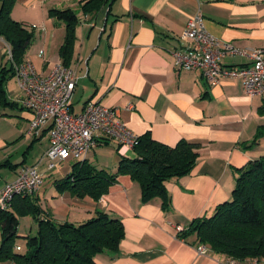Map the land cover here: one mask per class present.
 I'll return each instance as SVG.
<instances>
[{"label": "crops", "instance_id": "crops-1", "mask_svg": "<svg viewBox=\"0 0 264 264\" xmlns=\"http://www.w3.org/2000/svg\"><path fill=\"white\" fill-rule=\"evenodd\" d=\"M86 2L16 0L11 18L33 33L23 62L42 75L62 64L59 50L65 25L49 11H75L78 23L68 64L76 71L71 111L80 113L91 100L116 109L119 121L138 137L149 134L170 147L180 140L198 144L196 164L190 174L165 183L166 206L159 198L143 203L139 184L127 175L119 176L98 201L60 190L56 183L76 162H59L47 170L43 159L47 129L37 138L27 135L30 116L16 102L20 95L15 87L14 95L6 91V96L17 106L8 107V115L6 110L0 112V120L12 127V136L0 139V168L7 167L13 174L0 184V191L15 179L19 168L37 165L42 184L32 197L43 217L79 225L102 211L119 219L124 237L117 255L99 254L95 264H216L225 257L211 251L199 255L196 236L187 229L195 219L212 216L218 205L229 201L238 170L264 156V136L252 144L258 129H264V113L259 110L264 95H245L237 77L209 84L199 71L177 72L171 51L197 12L207 32L219 41L238 50L264 51V0H108L94 14L83 12ZM6 63L1 60L0 68ZM221 65L237 69L250 67L251 61L227 54ZM124 156L134 158L135 151ZM119 160L116 144L108 141L97 144L82 161L114 174ZM28 224L26 236L35 234L37 225L31 217Z\"/></svg>", "mask_w": 264, "mask_h": 264}, {"label": "trees", "instance_id": "trees-1", "mask_svg": "<svg viewBox=\"0 0 264 264\" xmlns=\"http://www.w3.org/2000/svg\"><path fill=\"white\" fill-rule=\"evenodd\" d=\"M16 0H0V37L11 49L15 64L23 62L24 53L33 40V33L11 18ZM108 0H87L82 5L86 14H94ZM49 15L65 25V37L59 50L62 65L68 67L74 42V28L78 23L71 9H52ZM14 77L12 65L0 68V107L14 108L6 96L8 75ZM264 113V101L259 108ZM264 136L258 129L252 144ZM135 157L120 156L114 174L97 171L85 161L76 162L71 172L56 183L60 190L72 191L76 196H88L98 201L121 175H127L140 187L141 201L155 198L168 204L165 183L190 174L198 159L199 145L180 140L170 147L154 141L149 134L139 137L133 149ZM43 211L33 197H15L7 209L0 208V261L13 264H95L102 253L117 255L124 228L119 219L102 211L88 221L73 225L57 223L43 217ZM29 216L36 223V232L25 237L26 251H16L19 218ZM196 236L197 243L209 251L238 260H264V156L250 161L238 170L231 199L218 205L210 217L195 219L187 229Z\"/></svg>", "mask_w": 264, "mask_h": 264}, {"label": "built area", "instance_id": "built-area-1", "mask_svg": "<svg viewBox=\"0 0 264 264\" xmlns=\"http://www.w3.org/2000/svg\"><path fill=\"white\" fill-rule=\"evenodd\" d=\"M177 41L178 47L171 51L177 72L199 71L209 84H216L224 77H237L242 82L245 95H264L263 50H238L219 41L207 32L199 12L187 21ZM0 42L5 48L7 62L14 70L13 78L20 95L16 102L30 116L27 135L37 138L47 129L48 147L43 156L47 170L54 169L59 162L82 161L99 143L114 142L120 156L138 144L139 137L119 121L116 109L91 100L80 113L71 111L70 98L76 85L74 68L57 64L48 74L42 75L27 61L15 64L8 44L1 37ZM227 54L245 56L250 59L251 66L225 68L221 59ZM41 184L42 175L37 165L22 166L15 179L6 183L0 191V208L7 209L15 197H32ZM177 231H182V228L177 227ZM15 250L20 248L15 247ZM196 250L202 256L209 252L203 244H198ZM216 264H264V261L226 257Z\"/></svg>", "mask_w": 264, "mask_h": 264}, {"label": "rangeland", "instance_id": "rangeland-1", "mask_svg": "<svg viewBox=\"0 0 264 264\" xmlns=\"http://www.w3.org/2000/svg\"><path fill=\"white\" fill-rule=\"evenodd\" d=\"M1 60H3V64H5V62L7 61V57L5 55V48H4L3 44L2 45L0 44V61ZM7 63H6V67H7V69H9L11 64H10V62H7ZM15 87L16 86H15L14 79H13V77L11 78L10 74H9L8 80L6 82V88H7L6 91H9V93H11V95H14V90L16 89ZM75 98L76 99L80 98L79 92L75 93ZM79 107H80V103L77 102L75 104V108L78 109ZM4 110H6L7 115L10 113V108L0 107V112L4 111ZM16 112L17 111H15V113ZM9 135H10V137L12 136V127L9 125V123H7V121L0 120V139L8 138ZM53 174H54L53 176L58 175L57 172H55ZM12 176H13V174L9 168H7V167L6 168H0V184H2L3 181H5L7 178L12 177ZM29 218H30L29 216H21L19 218L16 237H15L14 242H13L15 245L14 248L17 246H20L22 249V252L26 251L25 237H26L28 229H29V224H28ZM261 261H264V260H261Z\"/></svg>", "mask_w": 264, "mask_h": 264}]
</instances>
